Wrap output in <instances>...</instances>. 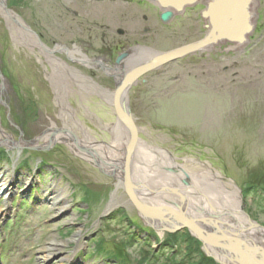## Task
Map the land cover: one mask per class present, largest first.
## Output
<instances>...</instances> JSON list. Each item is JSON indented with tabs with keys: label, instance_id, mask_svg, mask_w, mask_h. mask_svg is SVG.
Segmentation results:
<instances>
[{
	"label": "rangeland",
	"instance_id": "1",
	"mask_svg": "<svg viewBox=\"0 0 264 264\" xmlns=\"http://www.w3.org/2000/svg\"><path fill=\"white\" fill-rule=\"evenodd\" d=\"M257 1L252 31L242 42L220 43L144 74L124 105L138 142L148 148L138 175L152 189L169 183L167 152L191 175H182L181 185L195 189L193 207L239 192L242 216L264 228V0ZM210 3L165 23L164 10L150 0H0V264H228L187 227L174 232L148 222L151 209L138 211L134 190L119 187L117 169L109 165L117 148L111 127L119 120L110 98L118 76L125 80L140 67L133 63L139 55L149 62L150 52L142 49L156 55L203 40ZM15 20L22 26L12 29ZM17 28L46 51L18 42ZM136 46L145 48L121 63L126 76L113 73L123 48ZM53 59L90 78L109 98H85L86 90L72 81L63 107L50 80ZM73 112L77 121L66 117ZM53 131L72 143L46 138ZM85 143L106 149L88 147L90 154ZM215 239L226 241L218 233ZM244 241L247 248L241 247L252 253L262 248ZM231 248L223 251L229 260L237 257Z\"/></svg>",
	"mask_w": 264,
	"mask_h": 264
},
{
	"label": "bare ground",
	"instance_id": "2",
	"mask_svg": "<svg viewBox=\"0 0 264 264\" xmlns=\"http://www.w3.org/2000/svg\"><path fill=\"white\" fill-rule=\"evenodd\" d=\"M257 2H258L257 0H251V4H250L251 11L249 12L250 18H252L256 14L255 11L253 13V7L257 5ZM0 10L2 12L3 9H0ZM14 22L15 23H13L12 21V24H10L12 26V29H16L15 27L17 25H19L17 27H20L21 22L17 23L16 20ZM17 29L18 30H16V33H17L18 42H20L22 45L24 44L27 46H33V47H38V48L41 46L40 48L45 50L46 47L44 46L45 47L44 48L40 44L41 42H38V40L34 38V35L29 34L28 30H23L20 28H17ZM219 45L220 44H217L216 46H214V48H216ZM45 53H48V52H45ZM147 54L149 55L150 58L156 57V55L153 52H150V54L149 53ZM145 58H148V57L147 56L145 57L144 55H139L136 58L135 62L133 63L138 64L139 62H141L140 63L141 65L146 66L149 63L151 62L153 63L155 61L152 59L151 61L147 62ZM50 60H52V58ZM53 61L54 62L50 61V64L52 67H55V68H53V75L50 78V80L53 85V88L57 92V101L63 107H64V104H67L66 102L67 100L64 94L65 85L69 82L70 84H72V81L73 82L75 81L76 83L81 84L82 87L86 90L84 92L85 94L83 93L85 98H88L89 96L95 95V94H100L105 98L106 97L109 98L108 96L109 94L106 91L104 90L102 91L101 89H99L98 85L94 83L90 78L85 79L82 76V73L75 71V70L68 69L64 65L62 66L60 62L56 59L55 60L53 59ZM122 62L123 61H121V63ZM126 68H127L126 66L120 64L118 70L116 71L113 70V73L122 72L124 76H126L124 72ZM118 77H119L118 79L119 83L124 84V80L121 78L122 76H118ZM66 79H68L69 81L67 82ZM110 99H111L110 102L113 103L114 106H118L120 108L119 109L120 116L117 115L119 121L116 125L111 127L112 133L115 138V145L117 147L115 149L116 156L112 160V162H109V161L108 162H109L110 167L113 166L114 168L117 169L115 171H116L118 179H120V182H119L120 184H118V186L125 187L128 192H130L131 190H134V192H131V193L135 194L134 196L135 201L139 203L145 211H146V208L151 209L153 213L152 215H155L153 218L152 215H150L149 213H148L149 215L146 214L145 216H146V219H148L147 221L148 222H153V220L157 221V224H159L162 228L161 230L177 228L178 226L183 224L184 221L194 223L196 232L198 231L197 233L201 235V238L204 240L207 250L208 248H210L209 250L211 251V253L216 254L217 257H219L220 259H223L226 263L228 264H250V263L251 264H262L264 263L263 262L264 261V241H263L264 235L262 236L263 230L257 229L256 226L250 223L248 217H246L245 215L242 216V214L240 213L241 211L239 209V206H240L239 192L236 193L235 197L230 196V195H224L222 198L215 197V199L213 200L212 199L210 200L209 198H207V201L209 200L208 202H203V203L200 202L199 205H196V207H193L192 206L193 203H191V197L194 196L193 191L195 189L192 188L190 189V191H188V189H185L182 187L181 185V181L183 179L182 175L184 176L187 175L186 170L182 166L176 164L174 162V158L167 152H163V154H165V157L167 158L169 162L168 167L171 168L170 170L172 173H170V175H167L169 183L165 182L163 187L160 186L161 188L159 189L161 190L158 189L156 191L152 189L150 187L152 184L146 183L143 180L144 177L138 175L139 174L138 164H139V159L141 158L140 155L143 152L148 151V148L147 146L142 145V143L138 141H133V133H132V129L130 125L126 121H123L124 119L122 120V118L129 117L128 116L129 107L127 106V104L124 105L126 98L124 96H120L118 97V99H116L115 96L112 95ZM116 114H117V111H116ZM76 115L77 114L73 112L72 114L68 113L66 117H68V119L76 120ZM80 127L82 128V126ZM82 129H83V135L88 139L91 138L88 131L85 129V127H83ZM55 135H56L55 131H53L50 135L46 136V138L51 139V138H54ZM55 138H59V139L62 138V140L71 142L70 136L67 134L66 135L61 134V135H58L57 137L55 136ZM85 145L87 146L86 148L90 151H92L91 149L92 148L94 149V147L97 148V146H100L106 149V146H102V145H95V144L89 145L87 143H85ZM88 147H92V148H88ZM89 153L94 154L93 151ZM187 176H191V175L188 174ZM128 183H130L129 186H128ZM11 187H12V184H7L5 188L6 190L5 192L7 191L9 192L11 190ZM176 191L177 193L184 192V195H182L183 197L179 198ZM116 199H117V195L114 196L112 203H111V207H114V205H116ZM156 199L162 200L161 201L162 203L165 202L164 204L168 205L167 207L169 210L168 211L166 210V212L160 211V210H165L163 206H166V205L164 204L157 205V203H154V202L151 203L152 201ZM154 204H156L157 206H154ZM200 205H201V208L198 209ZM202 207L206 209V211L208 212L207 214L206 213L203 214ZM156 216L158 217L164 216V218L167 217L169 221L168 220L162 221L163 218H160L161 220H159L157 219L158 217ZM250 232L252 235L247 234ZM216 233H218V235H221L226 240L225 242L227 244H225L224 241H217L215 239ZM210 235H212L214 239ZM243 237L245 238V240L256 242V246H257V243L260 245L262 244V248L261 249L257 248L258 251L257 252L253 251V253L252 251H249L248 249H244L247 247L243 245V243H245ZM240 238H243V239L241 240ZM214 241L216 242V245L218 246H215L213 244ZM220 243L223 244V246H221ZM241 244L242 246H244V248L241 247ZM229 245L234 248L235 247L240 248V250L239 249L234 250V248H231V250H233L231 254L237 256L235 259H232V260L225 258V254H223V251L226 250V247L229 248Z\"/></svg>",
	"mask_w": 264,
	"mask_h": 264
},
{
	"label": "water",
	"instance_id": "3",
	"mask_svg": "<svg viewBox=\"0 0 264 264\" xmlns=\"http://www.w3.org/2000/svg\"><path fill=\"white\" fill-rule=\"evenodd\" d=\"M150 1L156 6L160 7L162 10H164V13L161 15V20L166 23L171 18H173L175 11L176 13H179L188 7L194 6L198 0ZM250 4L251 0H212L211 4L207 7L205 13V16L208 17L209 21V31L206 37L200 42L187 45L167 53H156V57L153 58V60H155L153 63L151 62L146 66L138 67L132 73L128 74L125 77L124 84H120L114 94L115 98L118 99V97L120 96L126 97L128 90H130V87L135 85L140 77L150 71L160 69L167 64L176 62L189 55L211 51L214 49V46L220 43L242 42L246 38V36H248V34L252 31V24L250 22L249 17ZM120 33L122 34V32ZM121 60H123V57L118 59V63H121ZM119 109L120 108L118 106H115V110L117 111L116 116H120ZM128 112L129 117L122 118V120L124 119L123 121H126L129 124V122H132L133 116L130 111ZM134 125L131 126L133 133V141H138V129ZM130 198L131 200H133V203L138 208V211L140 213L142 211H145L143 207H141V205L137 203L131 196ZM249 221L252 225L264 231L263 227L256 224L250 219ZM183 224V226H178L177 228H174L173 231L177 232L182 227H187L194 234H199L196 232L194 223L184 221Z\"/></svg>",
	"mask_w": 264,
	"mask_h": 264
},
{
	"label": "flooded vegetation",
	"instance_id": "4",
	"mask_svg": "<svg viewBox=\"0 0 264 264\" xmlns=\"http://www.w3.org/2000/svg\"><path fill=\"white\" fill-rule=\"evenodd\" d=\"M211 2V0H198L197 1V3H196V6L194 7V8H190V9H188L189 11H195L197 8H206V6L209 4ZM149 6V5H148ZM153 8H155V6H153ZM156 9V8H155ZM186 15V13L185 14H183V15H178V13H177V15H176V13H175V15L173 16V18H171V19H176L178 16H185ZM161 19V18H160ZM150 35H151V37H153V35L150 33ZM141 48H145V47H142V46H136L135 48H130V47H128V49H126V48H123V51H126V52H124L123 54H120L119 56H118V58H117V60L119 59V58H121V57H123V62H124V60H126V59H128L129 58V55H130V52L131 51H133V50H137V49H141ZM142 50H145L144 52H151V51H148V50H150V49H148V48H145V49H142ZM215 50V49H214ZM153 58H151L149 61H151ZM100 63H101V66L102 67H106V65L107 64H109V62H107V60H105V61H100ZM119 65L121 64V63H118ZM147 64V63H146ZM141 66H144V65H140V67ZM136 85V84H135ZM134 86V85H133ZM130 88H132V87H130ZM129 110H130V108H129Z\"/></svg>",
	"mask_w": 264,
	"mask_h": 264
},
{
	"label": "trees",
	"instance_id": "5",
	"mask_svg": "<svg viewBox=\"0 0 264 264\" xmlns=\"http://www.w3.org/2000/svg\"><path fill=\"white\" fill-rule=\"evenodd\" d=\"M247 193H249V191H247ZM200 264H215L212 261H208L207 259H204L203 263L201 262Z\"/></svg>",
	"mask_w": 264,
	"mask_h": 264
}]
</instances>
